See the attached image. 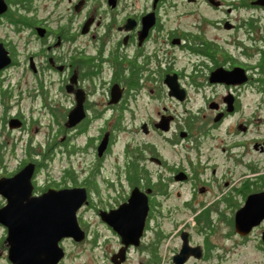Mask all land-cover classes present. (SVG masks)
<instances>
[{"label":"flooded vegetation","instance_id":"af4514ba","mask_svg":"<svg viewBox=\"0 0 264 264\" xmlns=\"http://www.w3.org/2000/svg\"><path fill=\"white\" fill-rule=\"evenodd\" d=\"M218 69H235L233 78L219 79ZM149 80L153 111L144 116L132 104ZM262 111L264 4L256 0H0V263L14 264L6 224L25 221L24 209L49 189L84 187L81 241L102 235L87 227L89 209L117 240L110 264L122 246L112 224L137 220L136 198L148 207L140 244L126 258L152 230L159 255L160 222L173 210L204 220L230 209L220 213L235 230L236 211L264 192V167L248 157L264 152V135L251 125ZM136 126L152 131L151 152L126 139L114 154L116 133ZM263 220L235 232L247 238ZM182 231L205 257L184 221L171 263ZM66 239L74 240L63 237V248Z\"/></svg>","mask_w":264,"mask_h":264},{"label":"rangeland","instance_id":"374dc122","mask_svg":"<svg viewBox=\"0 0 264 264\" xmlns=\"http://www.w3.org/2000/svg\"><path fill=\"white\" fill-rule=\"evenodd\" d=\"M249 11L241 10V13ZM259 10H256V14ZM245 18L246 16H241ZM259 20L262 21L260 18ZM243 26V25H242ZM246 33L243 28L241 29L240 36L241 40L245 39ZM156 81L149 80L145 83L144 93L141 97H138L136 103L132 105L136 109H139L140 114L147 116L152 114L153 111V99L150 93H147V89L155 87ZM256 120L253 119L251 122L252 126H256L260 131L261 135H264V112L256 114ZM130 127V126H129ZM218 130H216L217 132ZM88 133L94 132L93 129H88ZM252 136V132H248L246 136ZM85 134L80 136L77 140L82 143ZM118 141L114 144L112 151L114 154L121 152V146L126 139L128 141H135L139 143L141 151L145 155L151 152L152 144L154 141V135L152 131L147 133L137 128H126L119 133H116ZM258 138H261L258 136ZM70 139L69 142H71ZM72 144V143H70ZM85 153V152H83ZM257 160V166L260 168L264 167V152L251 151V156ZM74 162L77 166L76 158L73 155ZM64 164L66 162L64 161ZM148 168L152 172L153 165L148 162ZM154 177V176H153ZM192 212H179L172 211V215L169 219H163L160 222V226L163 233L159 247L160 263L159 264H172L170 261V253L173 248L180 245V237L178 235V228L184 223L185 226L191 231V240L193 243H198L201 246L206 247L205 250L207 255L205 257L197 258L193 257L187 260L184 264H264V248L263 242L260 240V231L264 226V220L262 225L257 226L253 229L252 233L247 238L239 236L233 226L226 221V218L222 219L220 211L226 215L230 209H214L210 216L208 215L204 220L192 217ZM205 214V212H203ZM220 215V216H219ZM84 221L87 223L88 228L97 227L101 230V237H98L96 245L92 243V240L86 239L84 242H77L75 240H65L63 242L65 255L62 257L59 264H110L109 256L112 249L117 246V240L110 234L104 226L96 221L94 213L86 209L82 213ZM92 221V224H91ZM152 227H156V220H151ZM156 239V230H152L150 233H146L142 248L131 249L128 257L123 261L122 264H150V252L148 251V245ZM3 264V263H0Z\"/></svg>","mask_w":264,"mask_h":264},{"label":"water","instance_id":"95a60500","mask_svg":"<svg viewBox=\"0 0 264 264\" xmlns=\"http://www.w3.org/2000/svg\"><path fill=\"white\" fill-rule=\"evenodd\" d=\"M264 4L263 0H256ZM235 69L230 71L215 70L221 80L232 79ZM76 108L69 112V121H75ZM147 131L145 128L143 129ZM264 192L252 194L245 204L240 207L234 217L235 230L245 234L252 226L258 224L264 217ZM134 191L132 192V196ZM131 196V197H132ZM86 197L84 187H70L64 189H49L36 197L28 207L24 209L25 221H11L6 225L8 234L6 241L9 245L8 258L14 264H56L65 255V249L60 244L63 237L70 236L75 241H81L85 237V231L80 227L76 210ZM134 200V199H133ZM129 203L122 205L126 207ZM139 215L135 222H115L113 227L121 236L122 246L111 256L113 264H121L126 258V249L129 245L138 246L143 234L145 216L147 210L146 197L136 198ZM261 201V202H260ZM141 205V206H140ZM109 220V219H107ZM182 243L180 249L173 256L174 264H183L190 255L201 256V247L192 246L188 241V232L182 231ZM261 239L264 244V229Z\"/></svg>","mask_w":264,"mask_h":264},{"label":"trees","instance_id":"16d2710c","mask_svg":"<svg viewBox=\"0 0 264 264\" xmlns=\"http://www.w3.org/2000/svg\"><path fill=\"white\" fill-rule=\"evenodd\" d=\"M148 250L150 252V264H159L160 261V255L157 256L156 253V248L155 246H153V244L151 243V245L149 244Z\"/></svg>","mask_w":264,"mask_h":264}]
</instances>
